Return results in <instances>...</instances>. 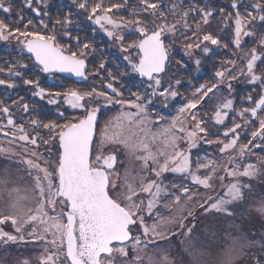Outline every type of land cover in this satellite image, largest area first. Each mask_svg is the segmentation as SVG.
<instances>
[{"label":"snow or ice","instance_id":"6c2138e0","mask_svg":"<svg viewBox=\"0 0 264 264\" xmlns=\"http://www.w3.org/2000/svg\"><path fill=\"white\" fill-rule=\"evenodd\" d=\"M72 5L73 11L57 8L53 16L49 0H23L18 8L14 0H0V42H14L9 55L15 53L0 65V75L9 77L0 78V87L14 89L18 85L12 78L22 80L30 96L51 106L55 117L39 118L47 113L24 97L11 104L0 100V133L13 141L0 151L11 152L19 140L14 154L22 157L19 163L31 177V186L23 194L12 189L10 203L0 210V246L40 245L39 264H184V256L187 264H207L211 245L198 246L192 239L196 223L189 221H196L197 210L234 217L235 205L247 194L253 198L247 212L264 218V191L256 198L253 186L244 183L264 175V156H256L264 152V31L258 30L264 28V0H230L232 11L200 0L187 6L184 0H137L129 9L131 18L119 19L113 12L126 8L127 0L107 5L72 0ZM25 9L38 19L27 17ZM81 14L93 24V35L98 26L119 49L115 61L104 57L106 48L79 35L84 28L73 17ZM217 14L226 27L231 25L230 43L221 44L209 30ZM245 38L255 45L247 51ZM230 45L237 58L219 62L215 82L191 85L193 73L216 54L211 46ZM89 57L98 61L91 72ZM62 73L100 83L63 91L41 86L40 76ZM136 78L142 87L120 84ZM186 78L195 91L176 108ZM234 82L252 87L241 97L247 107H235ZM222 88L227 98H217L211 112H200ZM111 106L120 110L100 124L102 109ZM173 108L177 115L169 118L165 113ZM201 144L215 145L219 155L194 158ZM253 156L256 163H245ZM169 174L180 182L168 181ZM6 183L0 178V185ZM8 223L11 231L4 228ZM232 227L239 232V225ZM177 236L183 238L180 259L163 247ZM222 239L227 242L222 264L242 258L264 264V234L253 240L226 233Z\"/></svg>","mask_w":264,"mask_h":264},{"label":"rangeland","instance_id":"374dc122","mask_svg":"<svg viewBox=\"0 0 264 264\" xmlns=\"http://www.w3.org/2000/svg\"><path fill=\"white\" fill-rule=\"evenodd\" d=\"M137 1V0H136ZM189 1V0H187ZM105 4L112 3L111 0H104ZM165 2V1H164ZM202 3V0H200ZM249 0H242L243 4H247ZM208 3L213 4V0H208ZM243 11V9H241ZM116 12L114 10L113 16L116 19H119V17L116 15ZM172 17H169V20H171ZM213 30V29H212ZM101 31V30H99ZM103 32V31H101ZM215 35V33H214ZM253 44L251 38H245L244 42V51H247L246 49H250L249 46ZM212 47V46H211ZM213 61L209 60L206 61L203 67L200 69L199 72L194 73L196 78V86H199L201 83H208L211 84L215 82L212 77L213 73L211 75H207L210 73V63L211 64H217L222 61H227L230 59H212ZM238 64H243V60L240 59V62ZM214 70V69H212ZM212 72V71H211ZM207 75V76H206ZM243 80V77H241V81ZM246 86L242 82H234L233 87L236 91L234 93L235 100H238L239 98L245 96L244 93L242 95L238 96V90L244 89ZM250 87V86H248ZM252 88V87H250ZM259 91V89H256ZM195 91V90H194ZM194 91L192 93H194ZM191 94H185L182 95V100L187 97L189 99L192 98ZM225 97L227 98V89L222 88L220 92L216 93V96L213 97V99L209 100L208 103H205L203 108L200 109V112H211L212 106L216 103L217 98ZM181 106V103L178 104L176 108H179ZM236 108H240L239 106H236ZM176 108H173L170 113H165L166 116L169 118L171 116L177 115ZM120 110L119 106L115 108V106H111L110 109H104L103 117H102V124L104 123L105 118L115 115ZM228 127L231 125L228 124ZM209 127H213V125H209ZM225 130L224 128H213V131H220ZM210 139H215V136H210ZM259 142V141H258ZM241 143H247L246 138L241 139ZM0 148H9L5 147L4 145L0 144ZM11 152H3L0 151V178H3L7 181L5 185H0V210H3L7 207V205L10 203L11 197L9 195L10 191L14 188H19L21 190V194H23V190L25 188H28L31 186V177H29L27 171L25 170L24 165L20 164L19 161L22 159L21 156L18 158L8 155ZM205 153L207 154H214L219 155V153L216 151V146H207L201 144L200 147L197 150H193L192 156L194 157L196 155L203 156ZM256 156H264V152H256ZM256 156H253L250 160L245 161V163H256ZM121 160H124V157H120ZM118 171H122V169H118ZM168 181H174L179 183L180 180L172 175H167ZM244 183H249L253 186L255 192H256V198L259 197V193L264 191V175L259 176L254 179H244ZM203 190V189H201ZM16 195L15 192L12 193V197ZM253 203V198L248 196L246 194V198L244 200V205L246 207V212L249 206ZM164 215H168L169 213L165 210H161ZM196 221H189L190 223L195 222L196 223V229L193 233V241L199 246L200 244H210L211 247L209 248V251L211 255L206 258L207 264H222V261L224 259V248L227 246V242L222 239V237L225 236L226 233H231L233 236L245 234L248 236L249 239L253 240H260L262 238V234H264V218H261L259 215L255 213H248L244 216L243 222L238 216L234 217H224L220 215H212V216H204L202 213L197 210L196 211ZM233 225H239V232L232 227ZM4 228L6 231L12 230L11 223H8L4 225ZM182 237H175L171 240L170 244L163 245V247L167 248L170 252V255L173 258L180 259V257L183 255L182 253V245L180 241L182 240ZM12 246V247H11ZM41 246L36 244H10L7 246H0V264H20V262L24 259H29L31 261V264H39L37 257L41 254ZM257 249H254L253 251H256ZM184 264H187V257L184 256ZM236 264H250V261L248 258H242L236 261Z\"/></svg>","mask_w":264,"mask_h":264},{"label":"flooded vegetation","instance_id":"af4514ba","mask_svg":"<svg viewBox=\"0 0 264 264\" xmlns=\"http://www.w3.org/2000/svg\"><path fill=\"white\" fill-rule=\"evenodd\" d=\"M22 2H23V0H14L15 6L17 8L22 5ZM49 2L52 5H54V7H52L50 10L51 14L53 16H55L57 8H63L64 12H69V11L74 10V6L72 5V0H49ZM202 3H207L209 5V7L225 8L226 11H232L231 8L228 7L230 0H213L214 5H212V3H208V0H202ZM24 14L27 17L33 19L34 22L38 19L31 11H29L27 9H25ZM2 16H3V14L0 13V17H2ZM73 19L77 21V24L79 27L84 28V31L79 33V35H81L82 38L86 37L90 41L91 40L96 41V47L97 48L104 47L107 49L104 53L105 58H108L109 60H112V61L116 60V57L119 55V49L115 45L109 44L108 38L106 37V34L104 32L99 31L98 26H95L97 28V31L95 32V35H93V31H92L93 30V24L91 22H88L83 14H81L79 16L74 15ZM230 29H231V25L226 27L225 24L221 22L220 16L217 14L216 18L211 21V26H210L209 30L212 31L213 34L215 33L216 36H219L221 39V44H223V43H230V40H229L228 36L226 35V33L230 32ZM258 30L264 31V28L258 27ZM130 39H132L131 36L126 37V40H130ZM13 44H14V42H13ZM13 44L0 42V65H4L5 61H9V60H12L15 58L14 52H12L11 56L9 55V52L12 51ZM254 46L255 45L252 44L249 47L252 48ZM212 48L216 54L214 56H212L211 61H213L212 59H214V58L215 59L222 58L225 60L237 58V57H234L232 55V53L235 52L236 49L231 45L228 49H224L223 47H218V46H212ZM246 50H248V49H246ZM237 56H239V53L237 54ZM177 58H179V57H177ZM25 62H27L26 58H25ZM97 62L98 61L96 59L89 57V60H88L89 72H91L95 69ZM239 62H240V59H237V63H239ZM108 67L110 69H112L113 71H115V69L112 68L111 63L109 64ZM219 68H220V63L214 64V65L210 63V73H208L207 75H211V73H214V71L219 70ZM212 69H214V70H212ZM193 77L194 78H192L190 82H191V85L196 86V78H195L194 73H193ZM0 78L9 79V77H7L5 75H0ZM25 78H33V76L31 73H25ZM12 79L14 80V83H16L18 86L14 89H5L3 87H0V100H3L6 104H11V100H16L19 97H24L26 102H28L31 106L37 108V111L42 112V113H47V115H41L39 118H41V119L55 118L51 106L46 105L43 101H40L38 98L31 97L30 96L31 88L23 85L22 80H20L18 78H12ZM39 79L41 81L42 87H45L46 89H50L53 91H63L65 88L70 87V86L79 87L81 89H86L91 84H99L100 83L99 80H88V81L84 82V81H81L80 78H77L73 74H70V73H62V74H56V75H52V76L44 74V75L40 76ZM120 84L121 85H127L129 87H131L132 85H138V86L142 87V85H140L138 78L131 79V80H121ZM237 88H239V87H237ZM237 88H235V89H237ZM135 90H136V88L133 87V91H135ZM194 90H195V87L189 86L188 79L186 78L185 88L180 89L182 95L191 94ZM9 96L11 97V99H8ZM125 96H127V92H125ZM181 101H182V98L176 102V106H177V103L180 104ZM235 105L239 106L240 108L248 106L247 103L242 104L240 98L238 100H235ZM117 107L118 106H115V108H117ZM72 113H73V110H69V114H72ZM103 113H104V109H102V115H101V118L99 121L100 124H102ZM13 114L18 115V111L14 109ZM33 115H35V113H33ZM0 119H2V118H0ZM25 119H27V117H25ZM19 123H21V121L17 120V124H19ZM25 126L27 127V125H25ZM8 127L10 128L11 126H8ZM5 131H7V128L5 129ZM29 131H31V129H29ZM221 131H222V129L219 132H221ZM16 135L18 137L20 135V133L17 132ZM12 143H13V141L11 140L10 136H5L3 133H0V144L4 145L5 147L6 146L11 147ZM20 143L21 142L19 140H16L15 141L16 147H13L11 153H9L8 155L18 158L19 156L15 155L14 153H16L19 150ZM41 151L43 152L45 150L42 148ZM52 152H53V156L50 158L54 159L55 158V152H56L55 145L52 148Z\"/></svg>","mask_w":264,"mask_h":264},{"label":"trees","instance_id":"16d2710c","mask_svg":"<svg viewBox=\"0 0 264 264\" xmlns=\"http://www.w3.org/2000/svg\"><path fill=\"white\" fill-rule=\"evenodd\" d=\"M111 1H112V3H121V4L124 3V0H111ZM164 1H165L166 4L170 2V0H164ZM194 2H195V0H194ZM136 3H137L136 0H127V7L124 8L123 10H121V11L116 12V15H117L119 18H120V17L131 18V17L129 16V9H130L132 6H135ZM188 3H189V1L184 0V4H185V6H187ZM212 5H214V4H212ZM169 17H171V16H169ZM250 91H252V88H250V87H248V86H246V87H245L244 89H242V90L239 89L238 92H237V93H238L237 98H239V95H242V93H244V94L246 95V93H248V92H250ZM234 211H235V213H236L235 216H238V217L242 220V222H243L244 216L247 214V212H246V207H245V205H244V201L241 202V203H238L237 205H235V207H234ZM11 247H12V246H11Z\"/></svg>","mask_w":264,"mask_h":264},{"label":"water","instance_id":"95a60500","mask_svg":"<svg viewBox=\"0 0 264 264\" xmlns=\"http://www.w3.org/2000/svg\"><path fill=\"white\" fill-rule=\"evenodd\" d=\"M223 132V131H222Z\"/></svg>","mask_w":264,"mask_h":264}]
</instances>
